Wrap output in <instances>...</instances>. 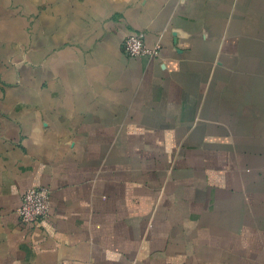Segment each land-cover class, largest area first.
<instances>
[{
    "label": "crops",
    "instance_id": "1",
    "mask_svg": "<svg viewBox=\"0 0 264 264\" xmlns=\"http://www.w3.org/2000/svg\"><path fill=\"white\" fill-rule=\"evenodd\" d=\"M0 264H264V0H0Z\"/></svg>",
    "mask_w": 264,
    "mask_h": 264
},
{
    "label": "built area",
    "instance_id": "2",
    "mask_svg": "<svg viewBox=\"0 0 264 264\" xmlns=\"http://www.w3.org/2000/svg\"><path fill=\"white\" fill-rule=\"evenodd\" d=\"M124 51L132 57L160 55L161 44L149 46L143 31L129 34L123 43ZM51 190L47 186H33L27 189L18 208V214L25 223L34 224L46 218L51 213Z\"/></svg>",
    "mask_w": 264,
    "mask_h": 264
},
{
    "label": "rangeland",
    "instance_id": "3",
    "mask_svg": "<svg viewBox=\"0 0 264 264\" xmlns=\"http://www.w3.org/2000/svg\"><path fill=\"white\" fill-rule=\"evenodd\" d=\"M233 56H234V55H233ZM233 56H232V57H233ZM230 58H231V57H229V59L227 58L229 63H234V62H235V63H242V62L244 61L242 58L239 59V58H235V57H233V58H231V60H230ZM234 58H235L236 60H235ZM234 60H235V61H234ZM233 61H234V62H233ZM244 76H245V77H251V74H248L247 76L244 75Z\"/></svg>",
    "mask_w": 264,
    "mask_h": 264
}]
</instances>
